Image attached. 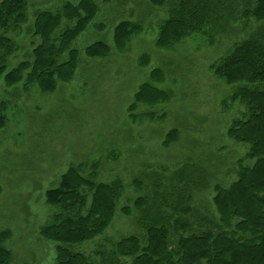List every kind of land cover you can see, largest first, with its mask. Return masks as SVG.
<instances>
[{
    "label": "rangeland",
    "instance_id": "rangeland-1",
    "mask_svg": "<svg viewBox=\"0 0 264 264\" xmlns=\"http://www.w3.org/2000/svg\"><path fill=\"white\" fill-rule=\"evenodd\" d=\"M79 1L28 0L27 23L10 34L19 50L8 60V69L32 59L39 44L32 36L37 13L57 12L64 3ZM96 2V18L71 46L80 57L70 81L46 93L36 86L9 87L0 77V106L7 119L0 131V232L11 233L5 243L12 253L10 264H56V245L43 240L39 231L56 211L46 203V193L60 185L71 166L83 165L87 179L96 173L91 178L95 182L123 184L106 233L73 247L93 256L99 247L108 249L111 243L142 234L139 213L133 208L130 215L121 211L133 207L139 197L152 200L160 193L167 204L175 205L178 190H184L191 196L189 206L196 219L216 220V186L229 188L237 180L239 164H253L246 159L249 147L227 135L243 112L238 103L224 105L235 87L210 70L212 63L245 38L244 28L236 24L215 36L213 43L194 35L159 49L156 40L167 8L153 6L149 0ZM122 21L140 27L119 50L114 31ZM97 42L108 44V57L85 55L84 50ZM144 55L150 58L146 67L140 64ZM157 68L165 77L158 87L170 99L154 107L140 105L136 114L153 113L157 118L133 121L129 106L139 86ZM173 129L179 133L178 140L167 147L165 137ZM179 173L186 176L180 188Z\"/></svg>",
    "mask_w": 264,
    "mask_h": 264
},
{
    "label": "trees",
    "instance_id": "trees-1",
    "mask_svg": "<svg viewBox=\"0 0 264 264\" xmlns=\"http://www.w3.org/2000/svg\"><path fill=\"white\" fill-rule=\"evenodd\" d=\"M96 1L66 2L57 12L37 13L32 36L39 44L32 51V59L8 69V60L19 50L10 34L20 32L27 23L28 0H0V77L4 83L9 87L22 84L25 90L36 86L47 93L56 90L58 83L70 81L80 57L71 46L96 18ZM149 1L168 11L159 27V49H169L194 35L213 43L215 36L236 24L247 32L225 56L211 64L210 70L235 87L224 105L228 101L238 103L243 112L227 135L249 147L246 159L253 164L244 166L241 162L237 180L229 188L216 186V220L196 219L189 206L191 196L184 190H178L175 205L167 204L160 193L152 200L139 197L133 207L121 211L130 215L133 208L139 213L142 234L111 243L108 249L99 247L93 256L76 252L73 247L106 233L118 210L123 184L120 180L95 182L91 178L96 173L87 179L83 165L71 166L60 185L46 193V203L56 211L39 235L56 245V264H264V0ZM139 27L130 21L120 22L114 31L116 48L124 49ZM84 53L91 59L106 58L110 47L97 42ZM149 63V56L144 55L141 66ZM164 78L157 68L150 73L149 81L139 86L128 109L133 121L157 118L153 113L136 111L140 105L154 107L169 101V93L158 87ZM6 121L0 106V131ZM178 136L177 130L169 131L165 146L175 143ZM185 180V174L179 173V188ZM10 238L9 231L0 232V264L11 262L12 253L5 247Z\"/></svg>",
    "mask_w": 264,
    "mask_h": 264
}]
</instances>
